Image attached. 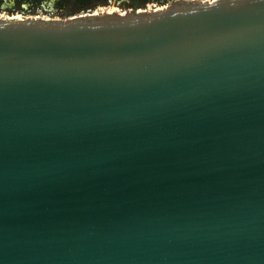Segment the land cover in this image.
Here are the masks:
<instances>
[{
  "label": "water",
  "instance_id": "1",
  "mask_svg": "<svg viewBox=\"0 0 264 264\" xmlns=\"http://www.w3.org/2000/svg\"><path fill=\"white\" fill-rule=\"evenodd\" d=\"M0 264H264V0L0 18Z\"/></svg>",
  "mask_w": 264,
  "mask_h": 264
},
{
  "label": "flooded vegetation",
  "instance_id": "2",
  "mask_svg": "<svg viewBox=\"0 0 264 264\" xmlns=\"http://www.w3.org/2000/svg\"><path fill=\"white\" fill-rule=\"evenodd\" d=\"M216 0H0V18L68 20L97 14H150L181 2Z\"/></svg>",
  "mask_w": 264,
  "mask_h": 264
},
{
  "label": "built area",
  "instance_id": "3",
  "mask_svg": "<svg viewBox=\"0 0 264 264\" xmlns=\"http://www.w3.org/2000/svg\"><path fill=\"white\" fill-rule=\"evenodd\" d=\"M6 19L15 20V19H12V18H6Z\"/></svg>",
  "mask_w": 264,
  "mask_h": 264
}]
</instances>
